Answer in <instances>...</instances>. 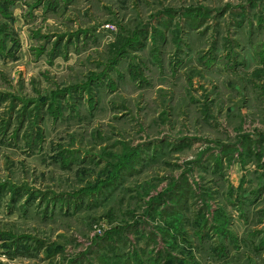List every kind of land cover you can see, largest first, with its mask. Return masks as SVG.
<instances>
[{
    "label": "rangeland",
    "instance_id": "rangeland-1",
    "mask_svg": "<svg viewBox=\"0 0 264 264\" xmlns=\"http://www.w3.org/2000/svg\"><path fill=\"white\" fill-rule=\"evenodd\" d=\"M0 264H264V0H0Z\"/></svg>",
    "mask_w": 264,
    "mask_h": 264
}]
</instances>
